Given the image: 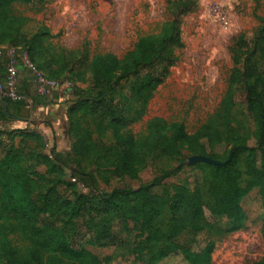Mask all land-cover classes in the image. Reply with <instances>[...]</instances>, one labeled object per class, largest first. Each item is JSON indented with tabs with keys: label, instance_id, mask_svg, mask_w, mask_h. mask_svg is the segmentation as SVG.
<instances>
[{
	"label": "trees",
	"instance_id": "16d2710c",
	"mask_svg": "<svg viewBox=\"0 0 264 264\" xmlns=\"http://www.w3.org/2000/svg\"><path fill=\"white\" fill-rule=\"evenodd\" d=\"M24 1L0 0V99L7 103L6 112L0 104V122L27 120L22 115L27 107L54 102L53 84L20 52L11 51L30 46L34 60L50 35L44 26L32 31L31 19L16 12ZM198 8V0H167L160 31L141 36L122 58L97 54L85 65L87 50L62 52L57 68L90 87L75 93L72 150L42 153L39 148L45 173L12 144L19 134L0 130V258L6 264H213L216 238L246 227L242 201L254 189L264 224V17L234 41L236 66L227 90L200 130L189 134L182 122L161 117L148 119L140 133L133 130L179 61L183 18ZM243 121L252 125L253 146L242 136L248 131ZM23 136L43 138L29 131ZM184 141L196 155L206 156L211 146L232 143L225 164L196 163L209 174L196 178L192 189L168 188L157 178L136 189L101 191L89 169L96 164L120 182L155 159L179 154ZM76 185L86 193L74 200L59 196L61 186ZM91 247L112 251L102 255ZM252 264H264V256Z\"/></svg>",
	"mask_w": 264,
	"mask_h": 264
},
{
	"label": "rangeland",
	"instance_id": "374dc122",
	"mask_svg": "<svg viewBox=\"0 0 264 264\" xmlns=\"http://www.w3.org/2000/svg\"><path fill=\"white\" fill-rule=\"evenodd\" d=\"M166 3L167 0H25L15 6L17 13L31 19L28 25L32 31L44 26L50 35L44 39L41 51L35 52L34 60L30 46L20 45L11 51L20 52L44 81L53 83L56 112L60 113L62 108L60 99L67 103L63 107L68 116L67 134H60V143L52 136L46 139L39 127L29 120L0 122V130L19 134L12 144L26 153L29 164L45 173L47 167L40 158V147H43L42 153H50L58 151L59 144H63L62 149L66 145L70 151L75 144L71 130L77 122L73 106H77L79 96L75 93L90 86L76 74L57 68L56 62L62 52L87 50L89 58L85 65L97 54L113 53L122 58L141 36L160 31ZM198 3V10L182 21L184 47L177 50L179 61L155 91L144 119L133 125L136 133L142 132L146 121L152 117L182 122L189 134L200 130L217 110L227 90L229 77L236 66L234 41L240 34L252 32L259 24V18L264 17V0H198ZM45 59L51 62L53 70ZM22 113L26 119L31 118L30 110ZM243 123L248 131L242 136L253 146L252 125ZM46 127L50 134L60 133L59 124ZM28 131L40 134L42 140L24 137ZM231 145L230 142L213 145L207 155L222 161L229 156ZM193 155L196 154L184 141L179 154L155 159L135 176H126L120 182L96 164L90 165L89 169L96 173L101 191H111L116 186L136 189L157 178L168 188L185 184L192 189L196 178H206L209 174L205 165L189 164ZM65 180L72 182L69 175ZM84 193L86 190L81 185L61 186L59 189L60 197L72 200L76 194ZM242 207L246 227L216 238L213 264H252L264 256L263 210L258 189L243 199ZM91 249L102 255L112 251ZM0 264L6 263L0 258Z\"/></svg>",
	"mask_w": 264,
	"mask_h": 264
},
{
	"label": "crops",
	"instance_id": "0c3cea01",
	"mask_svg": "<svg viewBox=\"0 0 264 264\" xmlns=\"http://www.w3.org/2000/svg\"><path fill=\"white\" fill-rule=\"evenodd\" d=\"M51 96H53V91H51ZM61 95V94H60ZM61 97V96H60ZM55 98V97H54ZM53 98V101H55V99ZM65 99H60V113L56 112L54 109L55 104H50L48 106L45 107H36V108H30L27 107L30 110V119H27L31 122L34 123V125L39 127V130H41L42 132H40L42 135L45 136V138L47 139L48 137L52 136L54 139H56L59 142L60 139V134H62V136H65V134H67V130H66V125H67V121H68V116L66 114L65 111V107L67 105V103H64ZM55 112V113H54ZM48 124H51L53 126H57V124L60 125V133H49V129L46 127ZM60 143V142H59ZM60 148H58V151L61 152H70V148L66 147V145L64 146V148L62 149L61 146H63V144H59Z\"/></svg>",
	"mask_w": 264,
	"mask_h": 264
},
{
	"label": "water",
	"instance_id": "95a60500",
	"mask_svg": "<svg viewBox=\"0 0 264 264\" xmlns=\"http://www.w3.org/2000/svg\"><path fill=\"white\" fill-rule=\"evenodd\" d=\"M0 104L2 105L3 110L7 111V103L0 99ZM196 163H207V164H215V165H223L226 162L221 160L214 159L212 157L206 155H193L189 158V164L194 165Z\"/></svg>",
	"mask_w": 264,
	"mask_h": 264
},
{
	"label": "built area",
	"instance_id": "2783aa9c",
	"mask_svg": "<svg viewBox=\"0 0 264 264\" xmlns=\"http://www.w3.org/2000/svg\"><path fill=\"white\" fill-rule=\"evenodd\" d=\"M12 52H13V51H12ZM9 72H10V78H11V80H10V84H12V83H13V79H14V64H13V62L10 64ZM50 83H51V82H50ZM51 84H53V83H51ZM11 96H14V94L11 93Z\"/></svg>",
	"mask_w": 264,
	"mask_h": 264
}]
</instances>
